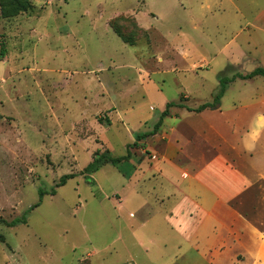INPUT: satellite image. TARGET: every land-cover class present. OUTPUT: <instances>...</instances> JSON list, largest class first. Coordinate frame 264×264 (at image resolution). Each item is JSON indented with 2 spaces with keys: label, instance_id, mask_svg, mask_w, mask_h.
I'll return each instance as SVG.
<instances>
[{
  "label": "rangeland",
  "instance_id": "obj_1",
  "mask_svg": "<svg viewBox=\"0 0 264 264\" xmlns=\"http://www.w3.org/2000/svg\"><path fill=\"white\" fill-rule=\"evenodd\" d=\"M30 1L16 18L0 9V264H179L151 247L131 203L105 199L115 173L96 175L98 186L82 173L103 144L122 157L165 103L186 92L210 102L235 75L264 69V0ZM178 52L196 64L175 69ZM257 96L261 76L231 84L224 105ZM246 197L264 232V182Z\"/></svg>",
  "mask_w": 264,
  "mask_h": 264
},
{
  "label": "crops",
  "instance_id": "obj_2",
  "mask_svg": "<svg viewBox=\"0 0 264 264\" xmlns=\"http://www.w3.org/2000/svg\"><path fill=\"white\" fill-rule=\"evenodd\" d=\"M189 60L178 52L172 67L196 64ZM180 71L204 80L197 72ZM235 77L216 105L219 93L197 105L187 92L183 101L165 103L159 114L141 123L143 131L130 133L122 157L104 144L97 150L127 158L90 176L97 186L96 175L110 171L117 176V187L105 199L118 207L131 203L136 214L130 218L137 219L151 247L166 257L178 255L179 264H264V232L241 208L249 203L247 194L264 182V102L258 96L255 103L240 98L225 107L230 85L252 80ZM203 106L210 107L199 112ZM122 118L116 122L128 131ZM113 121L99 125L111 127Z\"/></svg>",
  "mask_w": 264,
  "mask_h": 264
},
{
  "label": "trees",
  "instance_id": "obj_3",
  "mask_svg": "<svg viewBox=\"0 0 264 264\" xmlns=\"http://www.w3.org/2000/svg\"><path fill=\"white\" fill-rule=\"evenodd\" d=\"M0 9H1V15L4 19H12V18H16L22 14H27V13L33 11L34 6L30 0H0ZM116 34L120 38H122V35L120 34L119 31H116ZM123 41L125 44H130L131 46H133V44H131L129 41H127L125 39H123ZM0 53H1L0 57H1V59H3L6 55L5 45H3V47L1 48ZM258 76H261L264 78V69H257L251 75L247 76V78L246 77L243 78V76H237V78L252 79V78L258 77ZM223 79H224L223 75H221L220 76V84H222V85H223L222 82L224 81ZM234 79H236V77H234ZM232 81H230V82H232ZM225 91H226V88L224 86H221L220 92H219V94L215 100V105L219 103L221 98L224 96ZM173 106L174 105H172V104L167 106V110L163 113L162 119L159 122V124L156 126V129H158L161 126L163 118L168 115V109H170ZM207 107H210V106H203L201 109H199V112L205 110ZM143 138L144 137H139L138 140H141ZM133 146H136V144ZM125 159H127V158H123V159L122 158H113L109 152H105V153L97 152L94 154L92 163L86 167V169L83 171L82 175L89 184L95 185V182L90 177L91 175L98 172V170L105 164L117 165ZM74 178H75V175L66 176L63 178L60 185L61 186L65 185L68 180H71ZM0 224H6V222L0 219ZM16 224L18 225L19 221L14 222L12 224H8V225H9V227H14V226H16ZM0 242H2V243L5 242V238L1 234V232H0Z\"/></svg>",
  "mask_w": 264,
  "mask_h": 264
}]
</instances>
